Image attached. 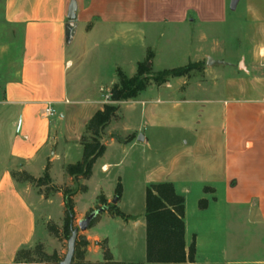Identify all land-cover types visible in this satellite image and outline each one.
Segmentation results:
<instances>
[{
	"label": "crops",
	"instance_id": "obj_1",
	"mask_svg": "<svg viewBox=\"0 0 264 264\" xmlns=\"http://www.w3.org/2000/svg\"><path fill=\"white\" fill-rule=\"evenodd\" d=\"M1 16L19 27L22 37L16 76L4 82L0 100V264H12L16 252L36 237L37 209L45 224L53 198L62 207L59 192L33 194L10 173L24 171L38 178L31 170L36 159H44L41 170L48 162L54 185H73L62 169L65 163L59 179L52 175L53 164L74 150L79 154L86 122L109 102L101 92L117 82L115 71L121 69L114 65L107 82L100 80L99 70L91 81L80 73L85 53L111 34L126 41L136 33L143 43L146 36L163 38L169 31L166 42L173 55L181 39L176 30L182 29V40L195 52L187 64H203V79L186 84L184 77L169 78L121 102L120 118L105 131V151L82 185L89 191L95 179V192H101L106 204L117 205L112 191L119 169L127 156L137 155L144 163L153 161L145 169L144 187L169 182L184 198L192 191L198 203L203 195L211 197L206 212L215 204L226 221L264 226V0H2ZM154 42L142 44L152 54L150 67L160 52ZM142 61L133 63L130 75L121 71L131 77ZM48 102L56 111L51 118L42 116ZM130 134L134 137L127 143L114 138ZM151 140L170 143L157 150ZM79 194L73 196L74 204ZM87 212L75 211L76 221ZM101 214L109 218L106 211ZM100 218L83 231L85 260L91 263L99 262L100 244L107 241L95 231ZM184 225L185 251L194 244L195 264H264L239 257L254 246L235 241H226L217 258L199 259L197 233L187 239L186 209Z\"/></svg>",
	"mask_w": 264,
	"mask_h": 264
},
{
	"label": "rangeland",
	"instance_id": "obj_2",
	"mask_svg": "<svg viewBox=\"0 0 264 264\" xmlns=\"http://www.w3.org/2000/svg\"><path fill=\"white\" fill-rule=\"evenodd\" d=\"M1 11L2 0H0V100L2 99V86L4 82L12 80L16 76L21 56L22 37V32L19 27L8 25L2 20ZM228 16L231 18L233 15L228 13ZM228 20L230 22L231 19ZM176 31V36L181 39L176 42V46L174 45L176 50L173 52V55L169 54L170 45L166 42V39L169 37V31L164 32L163 38L146 36L143 43L139 41L136 33L130 34L132 36L127 38L126 41H124L123 37H120V35L111 34L109 38L105 39V42L99 45L95 50H89L85 53L81 62V78L85 75L84 78L91 81L94 71L99 70L100 80L107 82L111 77L110 75L116 72L112 70L115 66L124 71L126 75H130L134 67L133 63L135 61H142V57L147 55V49L145 47L142 48V44L149 47L155 43L154 41H156V48H158L160 52L158 54V59L154 61V66L151 67L152 73H157L163 69L183 66L194 58L195 52H193L192 46L188 49L190 45L184 43V39L182 40L184 31L182 29ZM194 32L196 33V29H191V33L193 34ZM221 32V30L218 31V33ZM202 70L203 64H196L191 68L186 75L182 76L186 84L192 81H201L203 79ZM101 93L103 94V98L106 99V95L110 96V89H108V91L103 90ZM106 100L109 101V98ZM55 119L56 118H53V120ZM148 135H151V132L148 133ZM169 143L170 142L165 141L161 144H157L155 140H151L152 147L157 150H161L162 148L166 149ZM0 147L3 153L4 145ZM47 155L50 157L49 153H47ZM81 159L82 149L79 151V154L76 150L72 151L67 158L54 162L52 175L59 179L62 173L61 164L65 163L64 166L75 164ZM152 162L153 161L144 163L137 155L135 157L130 154V156L124 159V163L119 169L118 176L120 180L113 185L112 193H114L119 183L121 186V194L116 207L127 216V219L111 217L109 215V218H107L105 215L102 216V212L99 214V216L101 215L100 223L95 227V231L100 235H104L105 240L107 239L106 247L111 256L110 264H147L145 255L146 239L144 218L146 187L143 186V175L145 169H147L146 167ZM44 164V159H36L33 169L31 170L32 174L41 177L43 175L41 168ZM47 164L50 167L48 162L46 165ZM64 166L62 167L63 171ZM82 181L83 180H79L77 184L73 183L72 186H58L54 185L52 181L48 186L39 187L28 183H16L18 185L27 184L33 194H42L44 197H47L58 193L53 191L51 186L74 190L78 185H82ZM96 186V180L92 179L89 183V191L83 193L79 192L80 194L76 197L74 204L77 213L84 210L89 211L90 208L95 207L97 204V197L101 195L100 191L95 192ZM103 189L104 192L108 191L106 185L103 186ZM205 192L206 190H204V193ZM59 193L61 194V192ZM114 199L115 197H113V200ZM201 200H205V205L211 204V197L209 196L203 195ZM50 205L51 208L49 212L51 213L49 214L51 218L48 219L45 224L41 218L42 213L40 210H36V237L25 246L24 249L32 252L36 244H41L45 253L49 255L55 253L61 261L67 250V239H65L61 233L64 217L63 195L62 207H59V200L56 198H53ZM184 207L186 209V219L188 223L187 239L190 240L191 232L194 231L197 233V257L199 259H203L205 256H211L212 259H215L219 255L218 252L220 247L226 243V241H228V245H231V242L235 241L239 243V245L254 246L252 251L242 252L239 254V257L241 256L246 260L257 258L264 261V226H259L256 223L247 221H226L224 218L225 212H217L215 210V204L211 205L206 212V206L205 208L199 206V203L193 196V191L190 195H185ZM86 216L87 214H84L81 220ZM136 223H139V225L136 226ZM48 225H54L57 228V237H54L48 232ZM73 227L78 228L76 217L74 218ZM77 238L79 243L83 240L87 242L85 233L79 229ZM31 258L35 257L32 255ZM113 259L116 262H113ZM99 262H104L102 249L99 254ZM52 264H55V262Z\"/></svg>",
	"mask_w": 264,
	"mask_h": 264
},
{
	"label": "trees",
	"instance_id": "obj_3",
	"mask_svg": "<svg viewBox=\"0 0 264 264\" xmlns=\"http://www.w3.org/2000/svg\"><path fill=\"white\" fill-rule=\"evenodd\" d=\"M152 54L148 52L142 62L136 64V72L133 76H126L121 70H116L117 82L110 88L109 103L103 105L101 110L96 111L86 122L84 132L79 139L82 148V159L75 164L64 166L65 173L72 179L74 184L79 180H87L92 174V168L98 158L105 151L106 135L108 125L120 118L119 104L123 101L133 100L136 96L151 84L161 85L169 78L182 77L186 75L196 64L189 63L183 67L163 70L152 73L150 59ZM134 137L133 134L121 137L114 135L119 143H127ZM11 178L15 182L28 183L35 186H48L51 183L49 177V166H45L43 175L34 178L24 171H12ZM53 191L61 192L64 201V217L61 233L68 240L71 231L74 229L75 218L73 196L80 192H86L85 185H78L74 190L69 188H58L51 186ZM121 186L118 183L115 191V203L119 200ZM111 217L127 219L116 205L106 204L103 195L97 197V204L90 209L87 216L94 210L100 209ZM199 206L204 208L205 200L199 201ZM184 197L176 193L174 186L169 182L151 183L146 186L145 191V255L147 264H195L194 244L191 243L188 251H185L184 243ZM96 215L88 225L92 227L98 221ZM47 230L54 237H57L58 230L54 225H48ZM87 242H78L76 236L74 256L71 264H106L111 262V256L106 247L105 241L100 246L104 255V262L91 263L84 260ZM82 249V250H81ZM35 258H31V256ZM58 264L60 259L55 253L49 255L44 252L41 244H36L33 251L24 248L16 252L12 264Z\"/></svg>",
	"mask_w": 264,
	"mask_h": 264
},
{
	"label": "water",
	"instance_id": "obj_4",
	"mask_svg": "<svg viewBox=\"0 0 264 264\" xmlns=\"http://www.w3.org/2000/svg\"><path fill=\"white\" fill-rule=\"evenodd\" d=\"M103 211V208L94 210L88 216H86L83 220L78 222V228H74L71 231V234L67 240V250L63 257V259L58 264H71L74 256V247L78 229L84 231L88 228L89 222L96 216L99 215Z\"/></svg>",
	"mask_w": 264,
	"mask_h": 264
},
{
	"label": "built area",
	"instance_id": "obj_5",
	"mask_svg": "<svg viewBox=\"0 0 264 264\" xmlns=\"http://www.w3.org/2000/svg\"><path fill=\"white\" fill-rule=\"evenodd\" d=\"M109 98V95H106V99ZM56 115V111L55 109L53 108L52 104L51 103H45L44 104V107L42 109V116L43 117H46V118H51L53 116Z\"/></svg>",
	"mask_w": 264,
	"mask_h": 264
}]
</instances>
